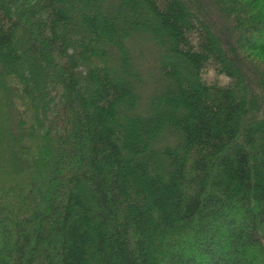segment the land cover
<instances>
[{"label": "trees", "instance_id": "1", "mask_svg": "<svg viewBox=\"0 0 264 264\" xmlns=\"http://www.w3.org/2000/svg\"><path fill=\"white\" fill-rule=\"evenodd\" d=\"M0 264H264V0H0Z\"/></svg>", "mask_w": 264, "mask_h": 264}, {"label": "rangeland", "instance_id": "2", "mask_svg": "<svg viewBox=\"0 0 264 264\" xmlns=\"http://www.w3.org/2000/svg\"><path fill=\"white\" fill-rule=\"evenodd\" d=\"M131 52L133 54L134 61L139 65L142 73L149 78L148 85L143 86L142 94L144 97L149 96L154 86H158L157 81L155 80L156 72V47L152 41L144 37H133V40L130 41ZM207 78L214 77V74L210 71L207 75ZM219 79L222 83L227 81V78L224 75H220ZM144 90V91H143Z\"/></svg>", "mask_w": 264, "mask_h": 264}]
</instances>
